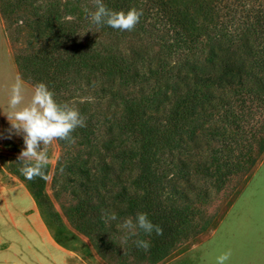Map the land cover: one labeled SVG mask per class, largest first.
I'll list each match as a JSON object with an SVG mask.
<instances>
[{
	"label": "rangeland",
	"instance_id": "obj_1",
	"mask_svg": "<svg viewBox=\"0 0 264 264\" xmlns=\"http://www.w3.org/2000/svg\"><path fill=\"white\" fill-rule=\"evenodd\" d=\"M18 1L1 2L8 9L3 20L4 34L12 46L13 54L17 51L20 55L18 63L22 65L32 59L30 54L34 48L26 44L30 28L24 24L30 23L32 15L23 1L17 5L20 7H16L15 2ZM76 1L81 11H85V7L91 4L88 0H70L73 3ZM184 1L195 4L200 0ZM34 2L43 4L46 0ZM218 5L212 1L208 4L209 13L214 19L218 13ZM20 18L25 20L24 23L20 22ZM197 21L200 23L201 18L198 17ZM2 32L0 27V100L4 106L7 100L6 88L17 76L10 60H6L4 56ZM166 32L167 30L162 29L158 34L163 33L166 38ZM204 32L196 49H182L173 55H167L165 49L159 47V41L152 42L149 37H143L139 41L125 36L113 40L102 39L105 45L109 44L113 49L119 48L123 53L122 60L132 63V66L136 65L139 73L145 75L149 64L147 60H151L150 66L157 70H160L157 60H167V73L171 77L166 86L163 82L160 83V90L168 96L169 100L164 103L169 106L175 98L171 92L175 85L173 82L179 81L185 74L193 75L210 68L206 58L217 51L218 42L216 39L207 40L206 34L211 32L208 29ZM10 37L16 38L19 43L14 45ZM84 37L82 35L80 42H84ZM97 51L103 53L102 47H97ZM139 60L146 61L140 65ZM132 66L128 71L129 76L134 70ZM43 67L38 68L39 75L44 76L43 82L47 85L50 72L45 73ZM90 73L91 78L93 75L99 78L94 87L83 85V90H79L69 86L67 90H55V99L61 104L76 106L79 110L85 100L91 101L90 106H87V113L93 114L98 111L99 104L103 107L102 110L106 106L105 99H96L93 90L110 84L117 93L115 101H121L122 97L136 98L138 86L144 84L141 82L126 88L119 85L117 80L106 81L109 77L101 74L98 69ZM80 79L82 84L85 83L84 77ZM22 81L30 96L34 85L23 77ZM153 84L151 77L149 84L145 85L146 93ZM160 98L162 101L166 100L162 94ZM232 99L233 96H229L228 100ZM246 104L250 102L246 100ZM239 108L234 109L235 116H238ZM211 111L208 118L203 116L204 111L201 112V117L195 123L202 128L199 131L195 127V132L201 137L198 136L195 145L191 144L189 153L181 155L183 158L191 156L193 160L189 178L186 179L179 173L172 176L167 171L161 172L160 181L164 185L161 189V203L157 208L142 210L136 202H131L139 195L143 196L131 185L136 168L129 177L128 171H123L119 180L116 179L117 173L119 174L117 169L110 172L99 169L95 179L88 177V174L94 172L91 168L95 163L90 153L92 142L89 143L80 133H73L72 141H65L64 145L61 141L54 140L48 146V179L34 180L40 189L38 196L32 193L30 182L19 176L20 165L16 158L23 147L22 137L0 139V179L8 185L21 184L26 188L35 202L37 216L41 219L37 227L36 264H210L217 255L228 250L232 253L230 264H264V107L256 106V101H253L250 107L243 109V120L235 123L226 122L224 117L219 116L218 113H222V110L213 108ZM246 113L249 115L246 116ZM119 114L118 111L117 118ZM229 114L230 112L226 113V117ZM99 122L94 128L93 139L103 153L101 144L110 135L106 132L108 125ZM8 127V122L5 121L2 132ZM212 132L215 134L211 135ZM121 138L129 147L135 148L136 143L131 134H124ZM103 161L108 163L109 157ZM197 163L200 164L199 168ZM58 164L61 168L55 174ZM203 164H206V169ZM85 168L89 171H85ZM81 180L87 184V190L79 185ZM103 181L106 185L100 186ZM123 187L127 188L126 192L122 191ZM171 209L175 217L169 219ZM105 210L115 212L121 219L134 216L137 212L158 216L151 221L163 229V234H141L123 244L122 233L117 230L119 220L108 221L104 216ZM12 215L21 214L17 209L0 205V219H7ZM45 238L49 240L52 252L44 251ZM138 238L149 240L150 249L144 251L136 247L134 241ZM148 251H157V259ZM3 260L12 264L11 260L0 258V261ZM154 260L156 261L153 262ZM21 264H28L26 257H21Z\"/></svg>",
	"mask_w": 264,
	"mask_h": 264
},
{
	"label": "trees",
	"instance_id": "obj_2",
	"mask_svg": "<svg viewBox=\"0 0 264 264\" xmlns=\"http://www.w3.org/2000/svg\"><path fill=\"white\" fill-rule=\"evenodd\" d=\"M1 1L0 14L4 20L8 9ZM22 1L27 5L32 19L30 23H24L25 20L20 18V22L30 28L26 44L34 49L30 54L32 59L27 60L26 64L19 65L20 55L17 51L14 55L20 74L26 81L33 85L43 82L44 76L39 75L38 68L44 66V72H50L47 86L51 85L50 90L53 92L67 90L69 86L79 90H83V85L94 87L99 78L94 75L91 78L90 72L97 69L109 77L106 81L117 80L119 85L126 88L144 83L138 86L136 98L122 97L121 101H115L117 93L110 84L93 90L96 99H105V110H102L99 102L98 111L89 114L87 106H90L91 101L85 100L80 112L86 118V127L74 132L83 135L89 143L92 142L90 153L95 161L94 167H91L94 172L88 177L95 179L99 169L109 172L117 169L119 174L116 179L119 180L123 171H128L129 177L136 168L131 185L143 196L139 195L131 202H136L141 210L159 207L164 186L160 181L161 172L167 171L172 176L179 173L189 178L193 160L191 156L183 158L181 155L189 153L191 144L195 145L198 136L201 137L195 132L196 126L199 131L202 130L200 125L195 124L201 112L204 111L203 116L208 118L212 114L211 109H220L222 113H218L219 116L224 117L226 122L235 123L243 120V109L250 107L253 101H256V106L264 107V0H200L195 4L184 0H103L112 10L127 11L133 7L142 10L143 15L133 31L91 24L77 1L46 0L42 4L35 3V0H19L15 2L16 7H20L17 5ZM210 1L219 4L215 19L209 13ZM198 17L201 18L200 23ZM162 29L167 30L166 38L163 33L158 34ZM207 29L211 32L206 34L207 40L216 39L218 42L217 51L206 58L210 68L193 75L185 74L179 81L173 82L175 85L171 92L175 98L169 106L164 103L169 100L168 96L160 90V83L166 86L171 77L167 73V60H157L160 70L152 68V61L147 60L149 64L145 75L139 73L136 65L122 60L123 53L119 48L113 49L111 45L104 44V39L113 40L119 36L135 41L149 37L152 42L159 41V47L164 48L167 55H173L182 49H196L201 42V35ZM82 35H85L84 42H80ZM10 39L14 45L19 43L14 37ZM97 47H102L103 53L98 52ZM145 61L139 60L140 65ZM131 66L134 70L129 76ZM79 77H84L85 83L82 84ZM151 77L154 84L146 93L145 85L149 84ZM161 94L166 100L162 101ZM229 96H233L231 101L228 100ZM246 100L250 104H246ZM235 108H239L238 116L233 113ZM225 112H230L229 117H226ZM99 121L108 125L106 132L110 135L101 144L103 153L93 139L94 128L97 123L100 124ZM124 134L133 136L135 148L129 147L121 138ZM214 134L212 132L211 135ZM61 142L65 144V141ZM106 157H109L108 163L103 161ZM203 166L206 169V164ZM60 168L59 164L55 167V174ZM85 171L89 169L85 168ZM19 176L25 179L21 173ZM29 182L32 193L38 196V184L34 180ZM79 185L87 190L85 181H79ZM105 185L103 181L100 186ZM122 191L126 192L127 188L123 187ZM168 200L171 201V198ZM148 217L156 220L158 216L148 214ZM173 217L175 214L171 209L168 218ZM148 252L157 259V251Z\"/></svg>",
	"mask_w": 264,
	"mask_h": 264
},
{
	"label": "clouds",
	"instance_id": "obj_3",
	"mask_svg": "<svg viewBox=\"0 0 264 264\" xmlns=\"http://www.w3.org/2000/svg\"><path fill=\"white\" fill-rule=\"evenodd\" d=\"M85 12L91 24L97 27L107 25L119 31H133L143 15L142 10L134 7L127 11L109 9L103 0H91V8L86 6ZM6 96L0 115L5 117L9 127L0 132V139L22 137L23 147L16 158L20 173L28 181L37 178L47 180L48 146L54 140L71 142L76 129L86 127V118L78 107L59 103L55 99V93L44 82H37L29 96L22 78L17 76L7 86ZM104 216L108 221L119 220L117 230L122 233L123 244L141 234H163V229L154 224L145 212H137L134 216L121 219L115 212L105 210ZM134 243L144 251L151 247L149 240L138 238ZM231 255L230 250L224 251L210 264H230Z\"/></svg>",
	"mask_w": 264,
	"mask_h": 264
},
{
	"label": "crops",
	"instance_id": "obj_4",
	"mask_svg": "<svg viewBox=\"0 0 264 264\" xmlns=\"http://www.w3.org/2000/svg\"><path fill=\"white\" fill-rule=\"evenodd\" d=\"M0 27L2 29L1 41L5 48V58L10 60L15 76L22 78L16 63L12 46L4 34L3 19L0 14ZM3 108L0 100V109ZM7 121L0 115V132L3 123ZM0 205L8 209H17L21 215L0 219V258L11 260L12 264H21V257H26L28 264H36L37 227L41 219L35 211V202L26 188L21 184L8 185L0 179ZM44 251L52 252L51 244L44 239ZM46 248H50L47 250ZM6 260L0 264H7ZM159 264V263H157Z\"/></svg>",
	"mask_w": 264,
	"mask_h": 264
}]
</instances>
